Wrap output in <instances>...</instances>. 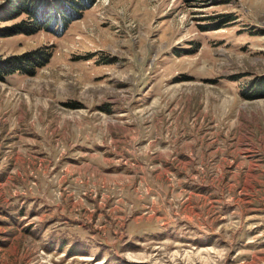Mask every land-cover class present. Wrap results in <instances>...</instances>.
Instances as JSON below:
<instances>
[{
	"label": "rangeland",
	"instance_id": "374dc122",
	"mask_svg": "<svg viewBox=\"0 0 264 264\" xmlns=\"http://www.w3.org/2000/svg\"><path fill=\"white\" fill-rule=\"evenodd\" d=\"M23 1L0 0L26 71L0 78V264H264V0H35L34 25Z\"/></svg>",
	"mask_w": 264,
	"mask_h": 264
},
{
	"label": "trees",
	"instance_id": "16d2710c",
	"mask_svg": "<svg viewBox=\"0 0 264 264\" xmlns=\"http://www.w3.org/2000/svg\"><path fill=\"white\" fill-rule=\"evenodd\" d=\"M44 1L48 2V4L50 3L49 0H44ZM66 1L67 2L66 3L64 2V4L66 5L67 10L69 12L70 11L73 12L74 18L79 17L80 14L83 12V10L86 9L88 6H90V4L92 2V0H66ZM34 3H35V0H25L22 2V4L19 3L18 8L16 9L17 10L16 16H18L19 14H22V13H26L27 17H29L30 21H32L31 23L33 25L38 24V23L40 24V18L43 15V14L41 15V13L43 11L41 12L42 8L40 7V5L37 7L34 5ZM51 6H52V9L50 10V13L54 12V13H56V14H54V17H57V18L60 17L59 18L60 20L58 19L56 21H59L61 23L62 26L60 27V31H62V29L65 28L64 25H66L69 21H71L70 20L71 16L66 11L63 13L58 6H55V5H51ZM48 8H49V6H48ZM43 25H45V27H47L46 23H43ZM52 31H54V30H52ZM57 33H59V32H57ZM46 58H47V56L45 57V59ZM16 65L17 64L10 65V63L7 64L6 61H1L0 62V78L3 79L4 76L9 75L12 72H26V71H23L24 68L21 65H19V66H16ZM35 65H36V63L33 64V66H35Z\"/></svg>",
	"mask_w": 264,
	"mask_h": 264
}]
</instances>
